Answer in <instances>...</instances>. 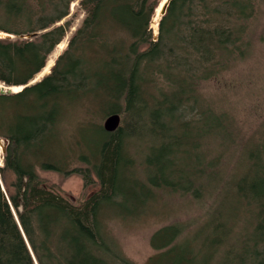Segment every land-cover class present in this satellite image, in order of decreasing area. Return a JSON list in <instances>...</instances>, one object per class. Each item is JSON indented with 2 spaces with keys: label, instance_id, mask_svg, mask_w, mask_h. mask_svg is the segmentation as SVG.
<instances>
[{
  "label": "trees",
  "instance_id": "obj_1",
  "mask_svg": "<svg viewBox=\"0 0 264 264\" xmlns=\"http://www.w3.org/2000/svg\"><path fill=\"white\" fill-rule=\"evenodd\" d=\"M75 1L0 0V31L12 35L0 36V81L25 85L0 92V264H137L108 219L145 213L164 193L211 206L191 236L183 223L155 231L161 251L147 264H264V127L246 139L204 94L252 53L264 0H170L157 36L162 0H79L67 47L28 84L72 28L61 21ZM111 113L115 131L95 119ZM38 168L86 185L95 174L100 188L74 202Z\"/></svg>",
  "mask_w": 264,
  "mask_h": 264
},
{
  "label": "rangeland",
  "instance_id": "obj_2",
  "mask_svg": "<svg viewBox=\"0 0 264 264\" xmlns=\"http://www.w3.org/2000/svg\"><path fill=\"white\" fill-rule=\"evenodd\" d=\"M164 1L162 0L157 7L151 23L156 36L160 20L158 11ZM78 4L79 0H76L72 4L71 13L61 21L70 19L73 25L66 37L50 54L48 62L52 60V64L46 68L47 62L41 73L34 77L35 80L42 79L45 74L51 71L57 58L67 47L70 35L75 31L85 13L78 7ZM263 26L264 3L262 2L258 14L252 22L255 33L252 53L238 61L232 69L222 74L218 79L208 81L204 87L205 96L212 99L219 107L232 112L246 139H250L251 136L257 134L261 127H264V46L259 39ZM2 34L8 36L5 32ZM19 86L21 88L18 90H21L23 85ZM80 118L81 116L79 120ZM95 119L104 125L106 118L98 117L96 114ZM65 122L67 126L72 124L73 132L77 126L76 115L73 117L72 114V118L67 117ZM81 122L83 123L79 122V126L88 123L87 120L84 121V118L81 119ZM5 146L6 141L0 138V165H4ZM38 172L45 185L74 202L87 198L100 188L99 179L95 174H93L91 184L86 185L83 176L79 173L65 174L41 168H38ZM0 182L4 185L1 172ZM158 198L154 207L145 213L126 217L113 216L108 219V228L111 233L117 238L125 254L137 264H147L152 256L161 251L154 249L151 244V237L155 231L168 224L183 223L186 226L184 234L191 236L205 223L207 212L211 206V201H199L190 194L164 193ZM223 251L221 248L218 250V258ZM218 258H214L213 261L216 263Z\"/></svg>",
  "mask_w": 264,
  "mask_h": 264
},
{
  "label": "water",
  "instance_id": "obj_3",
  "mask_svg": "<svg viewBox=\"0 0 264 264\" xmlns=\"http://www.w3.org/2000/svg\"><path fill=\"white\" fill-rule=\"evenodd\" d=\"M169 1L170 0H165L164 2H163V4H162V6H161V11H160V18H161V16L163 15V14H165L166 13V11H167V7H168V5H169ZM155 14H156V12H155ZM155 14H154V16H155ZM158 24H159V21H158ZM159 32V31H158ZM8 36H12V35H9V34H7ZM0 36H6V35H4V34H2V31H0ZM51 72V71H50ZM49 72V73H50ZM39 73H41V72H39ZM38 73V74H39ZM37 74V75H38ZM46 75V74H45ZM44 75V76H45ZM43 76V77H44ZM40 80V79H39ZM38 80H35V78H33L31 81H30V83H28V84H32V83H35V82H37ZM25 85H23L22 87H24ZM14 85H7L6 83H4V82H1L0 81V92L1 93H11V92H14V91H16V90H14ZM121 124V115H120V113H111V114H109L107 117H106V119H105V121H104V128L106 129V130H108V131H115L118 127H119V125ZM5 151V150H4ZM37 263V262H36ZM38 264V263H37Z\"/></svg>",
  "mask_w": 264,
  "mask_h": 264
},
{
  "label": "bare ground",
  "instance_id": "obj_4",
  "mask_svg": "<svg viewBox=\"0 0 264 264\" xmlns=\"http://www.w3.org/2000/svg\"><path fill=\"white\" fill-rule=\"evenodd\" d=\"M161 6H162V5H161ZM160 11H161V7H160V10L158 11V12H159V15H160ZM51 64H52V60H49L48 65L46 66V68H47L48 66H50ZM13 88H14L15 90H18V89L21 88V86L16 85V86H14Z\"/></svg>",
  "mask_w": 264,
  "mask_h": 264
}]
</instances>
